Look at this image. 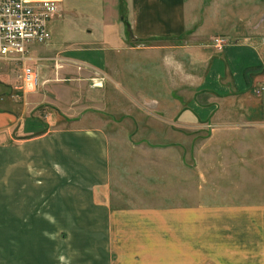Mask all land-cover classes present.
I'll return each instance as SVG.
<instances>
[{"label": "crops", "instance_id": "obj_1", "mask_svg": "<svg viewBox=\"0 0 264 264\" xmlns=\"http://www.w3.org/2000/svg\"><path fill=\"white\" fill-rule=\"evenodd\" d=\"M105 1L81 13L104 22L101 38L169 53L162 99L129 123L117 111L124 103L107 99L118 66L101 48L55 35L28 47L42 84L22 103L0 102V264H264V92L254 94L264 80V37L232 35L220 55L189 45L188 55L199 53L197 73L173 45L125 43ZM80 3L64 0L54 27ZM186 7L129 0L130 37H181L192 22ZM12 78L0 70V93L15 89ZM188 86L195 90L183 101L177 89ZM120 116L127 122L114 127Z\"/></svg>", "mask_w": 264, "mask_h": 264}, {"label": "rangeland", "instance_id": "obj_2", "mask_svg": "<svg viewBox=\"0 0 264 264\" xmlns=\"http://www.w3.org/2000/svg\"><path fill=\"white\" fill-rule=\"evenodd\" d=\"M79 1H81L80 6L74 7L75 12L73 15L66 22L60 23V27L56 29L53 25L54 21L49 23L51 38L46 43L40 45L47 46L52 40V35H55L60 41L65 42V45L82 44L85 42L88 47L101 48L103 53L109 55L110 59L116 60L118 66L112 73V81H110V83L109 80L107 81V83H109L108 85L106 84L107 99L110 94H113L124 103V105L121 104V106H118L119 110L117 111L122 110L123 112H128L129 123H131V121H133V123H140V113L141 115L154 113L156 108H158L156 103L162 99L161 93L165 90L164 85L168 79L166 65L168 64L169 53L163 55L162 51H159L158 53H154L153 56H149L146 55V52H139L136 50L129 51L122 47H114L115 45L112 44L113 41L109 39L105 40L100 37V31L104 22L94 20L90 16L81 14L83 11L82 5L89 7V10L95 11L98 9L100 0ZM113 1L115 2L114 8H112V0L105 1V14L110 17L113 15V19H108V24L118 22L116 18L114 19V13L116 14V12L120 23H122L120 20L121 14L125 16V23L121 24L123 26H121V33L122 30L125 33L122 35L125 43L128 45L140 43L173 45L172 49L178 51V58L182 59L184 58L183 55H186V64H188V66L191 64L192 70H196L197 73H199L200 65L198 62L199 58H197L199 57V53L191 51V56L186 52L187 47L190 48L191 44H196V47H193V49H197L198 52H205L206 50L210 51L213 49L216 55H220L219 51L223 48L218 50L213 46L214 38L216 37L224 38L225 43L232 35H260L261 38L264 37V0H187L186 13L191 15L192 22L184 35L181 37L165 38L164 40L148 39L141 42H139L138 39L131 38L132 36L130 35L129 0ZM86 28L89 32L94 31V34L86 33ZM190 33L199 35L202 38H191ZM203 36L208 37L204 38ZM4 63L5 62L0 59V70L8 74L12 73L13 78L10 81L15 86V89L12 87L9 88L10 86H3L1 90L2 93H0V102L3 101L1 99L2 97L5 102L7 101V97H12L15 98L16 101L22 103L24 101V95H34L37 92L22 94L20 90H17L16 86L19 84V79L17 77L19 65L15 63ZM92 76L95 75L92 74ZM93 82L95 81H93V77H91V83ZM140 90L144 94L142 97H139L136 93ZM178 90L180 92L184 90V93H186L185 96H182L185 98H181L184 101L189 99L188 97L192 95L195 87L188 86L177 89V97L180 95ZM198 93L197 98L199 99L200 95L202 96L201 90H199ZM262 93L257 94L254 91L255 95L261 96L263 95ZM155 100L156 102H154ZM125 102H127V104H125ZM135 102H140L142 105L140 106L139 103V105H137ZM49 110H54V107H49L48 111ZM117 111L113 112L116 113ZM242 111L243 113H248L247 107L245 106ZM50 115L53 117L52 119H55V110ZM110 122L114 127H120L127 121L120 116L119 118L113 117ZM129 138L134 143L141 142L143 144H153L152 137L150 136L143 137V140H139L140 138L138 136Z\"/></svg>", "mask_w": 264, "mask_h": 264}, {"label": "built area", "instance_id": "obj_3", "mask_svg": "<svg viewBox=\"0 0 264 264\" xmlns=\"http://www.w3.org/2000/svg\"><path fill=\"white\" fill-rule=\"evenodd\" d=\"M64 0H0V59L19 65L16 86L22 94L34 92L42 81L36 69L27 64L31 44L49 41V23L62 16ZM224 38H214L213 46L221 50ZM93 81L95 79L93 78ZM98 82H93L97 85ZM254 91L264 92V80Z\"/></svg>", "mask_w": 264, "mask_h": 264}, {"label": "trees", "instance_id": "obj_4", "mask_svg": "<svg viewBox=\"0 0 264 264\" xmlns=\"http://www.w3.org/2000/svg\"><path fill=\"white\" fill-rule=\"evenodd\" d=\"M121 19V21H122V23L124 24L125 23V16L124 15H122L121 14V17H120ZM143 45H150L149 43H142Z\"/></svg>", "mask_w": 264, "mask_h": 264}]
</instances>
